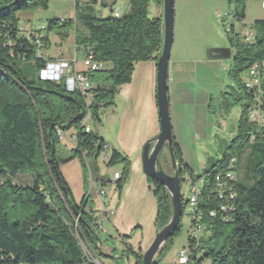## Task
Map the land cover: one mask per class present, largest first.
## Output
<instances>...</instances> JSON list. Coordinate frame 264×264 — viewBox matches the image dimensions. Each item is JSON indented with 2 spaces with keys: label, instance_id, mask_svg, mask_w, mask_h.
I'll return each mask as SVG.
<instances>
[{
  "label": "trees",
  "instance_id": "obj_1",
  "mask_svg": "<svg viewBox=\"0 0 264 264\" xmlns=\"http://www.w3.org/2000/svg\"><path fill=\"white\" fill-rule=\"evenodd\" d=\"M47 1L0 0V264H96L93 258L102 263L100 256L111 259L112 256L103 255L97 245L99 238L94 229L97 218L91 210L85 211L88 200L85 203L82 200L79 205L73 201L59 168L62 159L57 156L58 133L74 128L75 146L66 159L77 155L82 158L95 186L109 182V177L99 175L97 165L105 142L91 127L86 132L82 121L88 108L92 119L100 121L98 110L114 104L117 87L130 82L135 64L157 60L162 23L160 18L148 15L152 0H129L126 13L115 17L113 10L108 18L95 17L92 9L78 14L75 0L74 19L48 20L44 50L48 46L47 33L54 26L66 27L74 29L77 50L86 53L91 47L97 60L107 62L105 69L87 74L94 83L88 106L84 94L69 92L63 79L55 82L39 78L40 69L50 58L37 56L33 40L18 34L16 12L46 7ZM155 1L162 5V0ZM232 2L233 17L241 23L245 18L243 0H229V4ZM249 28L254 30L250 42L244 41L231 23L225 29L233 52L226 71L231 84L229 91L220 94V112L229 111L243 98L252 99V93L240 82L239 75L253 63L264 62V19H254ZM259 74L264 87V67ZM246 107L238 119V134L221 158L201 174L189 170L172 137L171 151L180 182L183 172L187 171L192 181L206 174L208 181L217 180L218 169L225 168L235 156L234 151L242 149L249 142L250 132H255V125L245 115ZM252 144L251 154H255L256 160L251 171L255 181L250 187L237 181L235 210L228 221L219 215L209 216L208 210L216 208V204L208 193V184L202 187L198 199L203 212L200 223L208 234L199 238L188 264H264V127ZM117 162L123 164L120 177L114 181L120 192L130 170V160L112 149L106 166ZM19 175L28 177L29 182H16ZM147 181L156 200L158 228L170 217V197L161 184L149 177ZM184 206L185 203L183 209ZM129 237L130 234L122 235L121 240ZM172 238L158 254V262ZM83 242L89 253L84 252ZM188 246H193L189 238ZM124 252L134 256V264H141L140 252L129 247H124Z\"/></svg>",
  "mask_w": 264,
  "mask_h": 264
},
{
  "label": "crops",
  "instance_id": "obj_2",
  "mask_svg": "<svg viewBox=\"0 0 264 264\" xmlns=\"http://www.w3.org/2000/svg\"><path fill=\"white\" fill-rule=\"evenodd\" d=\"M82 1L81 8L94 10L87 4V0ZM119 2L121 11L124 9L122 13H126L129 0H102L100 5L105 7L109 5L111 14L112 5ZM114 10L117 9L114 8ZM117 11L121 15V11L119 9ZM233 12V5L229 4V0L174 1L173 42L170 49L167 79L169 114L173 136L181 150L184 163L193 168V162L190 161V152H193V159H196L199 171H205L203 161L207 152L201 148L208 140L205 132L208 119L205 110H195L194 106L200 101L203 106L207 104L211 112V99L214 96L220 98L222 92L229 91L231 84L226 74L227 61L209 59L206 57L205 51L207 47H222L224 45L218 35L217 20L219 19H217V15L228 13L227 18L219 21L225 29H227L226 24L231 23L236 32V20L233 17ZM148 15L160 18L162 23V5L155 0L150 1ZM106 16L101 15V17ZM238 24L240 25V23ZM70 30L74 31V29ZM71 42L73 43V53L65 54L62 52V48L59 49L58 47L56 52L59 53L57 55L45 56L50 59H71L75 56L76 59V53H80L82 59L83 53L75 48L74 34ZM45 53L47 52L45 51ZM156 61L153 59L135 64L131 80L123 85V95L119 96L121 104L116 103L115 100L112 107L113 114L107 117L110 119L109 125H112V129L114 128V137L108 138V140L102 138L106 147L103 156L105 165L109 155L107 149L110 147L130 160V170L124 187V199L119 200L118 204L114 200L111 204L110 200L108 205L104 206L106 209L114 211L107 220L119 242L118 248L125 261L124 247H129L132 251L137 253L139 251L142 254L156 231V200L151 192V185L142 172L141 161V148L144 142L155 137L159 132L156 105ZM77 67L81 68L80 62H77ZM119 108H121L120 112ZM194 150L197 151V155H195ZM161 158L168 159L171 166L166 147L159 154V161L162 166ZM199 171L196 174L200 173ZM108 175L109 182H113L110 178L111 173ZM94 189L97 197V191L101 188L99 185L98 187L94 185ZM102 190L104 189L102 188ZM100 215V213H95L94 217L100 220L103 226V216ZM103 228L105 227L103 226ZM103 233L109 234L106 229ZM129 234L128 239L121 240L122 235ZM135 236L144 237L143 243H138L140 245L138 250L133 246ZM97 245L100 249L101 242L99 241ZM179 249L170 256H162L157 264H178L176 259ZM108 254H112V252ZM128 259L129 264H134L135 258L132 254L129 255Z\"/></svg>",
  "mask_w": 264,
  "mask_h": 264
},
{
  "label": "rangeland",
  "instance_id": "obj_3",
  "mask_svg": "<svg viewBox=\"0 0 264 264\" xmlns=\"http://www.w3.org/2000/svg\"><path fill=\"white\" fill-rule=\"evenodd\" d=\"M100 1L102 0H87V4L90 5L94 10L92 11V14L95 17H101L109 15V5L101 6ZM103 1H109V0H103ZM121 2V1H120ZM120 2L115 3L112 5L111 8L112 11L115 9H120ZM264 2V0H243L244 3V21L240 23V25L236 22V32L239 33L242 37L246 34L250 33L251 29L249 28L250 23L254 19H264V7L261 6V3ZM76 2L75 0H48L47 6L42 7L38 6L34 9H26V10H18L16 12V17L18 19V23L20 25H24L28 22L34 23L36 25L42 24L45 27L47 26L48 20L50 19H73L74 18V6ZM77 12L78 14L84 9L81 8L83 1L77 0ZM234 4L233 2L231 3ZM87 12V11H84ZM121 11V15L123 14ZM231 16V15H230ZM232 19V18H231ZM218 21L217 28L219 30L218 35L220 36V39H222L223 46L222 47H229L227 35L225 33V28L221 25L220 21ZM226 21V20H225ZM224 21V22H225ZM223 22V23H224ZM59 24V23H58ZM79 25V22H77ZM226 24V23H225ZM230 23H227V26ZM226 26V28H227ZM48 46L46 48L47 53L45 55L53 56L57 55L56 52L57 48H62V52H65L70 54L73 53V43L71 42V39L73 38L74 31L70 29H66V27H56L54 26L52 30H50L48 33ZM62 34H65V38H62ZM66 38H68L66 40ZM251 40V37H250ZM208 48V47H207ZM59 51V50H58ZM76 60L79 63L81 60L80 53H76ZM239 80L241 83L247 82L250 80V76L248 73V69L243 70L239 75ZM125 85V84H123ZM123 85H119L116 90V94L114 98V101L116 100V103L121 104V101L119 100V96L123 95L124 87ZM125 96V94H124ZM220 98L219 96H214L211 99V112L209 111L207 104L205 106L202 105L200 101L194 106L195 110H205V115L208 119V125L206 126V135H207V142L205 145H203L202 150L207 152L204 162V169H210L211 166L221 158L222 154L224 153L226 147L230 144L232 139L238 134V119L239 116L242 114V110L244 109V105L249 104V100L246 98H243L240 100L238 104L233 105L229 111L227 112H220L218 106H219ZM114 105V104H113ZM103 107L102 110L104 113L100 115V121L89 119L88 124L91 127V130L96 133L99 137L104 138L105 140H108V138L114 137V128L112 129V125H109L110 119H107L108 116H112V107ZM121 106V105H120ZM121 111V108H119V112ZM245 115L248 118V109L246 107ZM74 128H70L69 130L62 131V137L59 139L58 143V149H57V156L58 158L62 159L60 162L59 168L60 171L69 187L71 196L73 198L74 203L77 205L80 204L82 200H84V203L88 200L85 210H91L92 216L94 217L95 213H100L102 216L104 212V206L108 205V203L111 200H114L116 204L119 203V200H123L125 197L124 193V187L126 184V181L123 183V186L121 188V191L119 192L116 186L115 182H107L104 185L99 183L100 190L102 188L104 189V194L97 195L96 197V190L94 189V184H91L92 181L90 179V176L88 174L87 168L84 166V160L80 158L78 155L74 156L73 158L66 159L72 149L75 146V139H74ZM109 142V141H106ZM205 142V141H203ZM106 148V147H105ZM253 149V144L250 142L245 143L244 147L242 149H238L234 151L235 157L237 158L236 163V176L240 182H243L246 187H250L254 184L255 179L252 176V166L255 163L256 156L255 154H251V150ZM105 149L101 152V154L97 158V165L100 169L99 175L100 176H107L111 173V179L113 177L114 170H117L118 173H122L123 164L121 162L114 163L110 166H106L105 163H103V156L105 155L104 152ZM109 154L112 150V148L107 149ZM195 155H197V151L194 150ZM250 153V155H249ZM194 155L193 152H190V161L193 162V168H191L189 165L187 167L192 172L199 171L198 163L196 159H193ZM162 167L164 170L171 174V166L168 162V159L161 158ZM194 160V161H193ZM164 162V163H163ZM201 174L204 171H199ZM189 173L190 172H183L181 176V182H180V193L182 196L183 203L188 197V183H189ZM129 174V172H128ZM128 174L126 175V180L128 178ZM16 182L21 183H28L29 179L26 176L19 175L16 179ZM188 209L184 207L183 213L180 218V226L179 231L175 236H172L171 244L169 245V248L164 252V255H172L178 248L187 247L188 245V234L190 232V223L187 216ZM102 221V220H101ZM103 226L108 231L109 234L103 233V231L98 230L97 235L99 238V241L101 242V252L103 255L106 256H112L111 258H104L103 256H100V259L102 263L104 264H126V261L124 258H120V249L118 248L119 242L115 235L113 234L112 228L109 226V222L107 219H103L102 221ZM144 231V230H143ZM147 232V229H146ZM203 234V230L200 229L199 236ZM139 235V234H138ZM143 236H135V240H133V246L135 249L138 250L140 244L143 243ZM84 250V249H83ZM112 254H108L111 253ZM139 252V251H138ZM143 252V251H142ZM163 255V256H164ZM98 260V259H97ZM100 262V261H99ZM101 263V262H100ZM101 263V264H102ZM22 264V263H19ZM37 264H60L59 262H40Z\"/></svg>",
  "mask_w": 264,
  "mask_h": 264
},
{
  "label": "built area",
  "instance_id": "obj_4",
  "mask_svg": "<svg viewBox=\"0 0 264 264\" xmlns=\"http://www.w3.org/2000/svg\"><path fill=\"white\" fill-rule=\"evenodd\" d=\"M264 7V2L261 3ZM113 15L119 17L120 14L117 10H114ZM217 19L220 21L228 17V13L223 15H217ZM64 19H60L62 22ZM227 26V24H226ZM228 28V26H227ZM46 27L42 24L36 25L28 22L24 25L18 26V34L33 40L36 46V55L45 56L44 54V42L43 38L45 35ZM254 30L251 29L250 33L243 36L244 41L250 42L253 39ZM251 37V40H250ZM76 48V45H75ZM81 68L77 67V60L75 56L71 59H49L46 61L45 66L39 71V78L41 80L55 81L64 80V84H69V92L78 91L80 94H84L88 106L90 105L91 90L94 87V83L88 78V73L93 71H100L107 67V62L97 60L95 58L94 49L91 47L87 48V52L83 53L82 59L80 60ZM264 62H255L248 69L250 80L244 82V86H247L248 91L252 93V99L248 104V121L253 123L256 127L255 132H250L248 141L253 143L255 141L256 134L264 127V87L261 85L260 70L263 69ZM101 107L98 110V116L104 111ZM92 119L91 112L88 108L83 118L82 125L86 132L90 131V125L88 124L89 119ZM59 137H62V133H58ZM236 157L233 156L229 159L227 165L223 169H218L217 180L208 181V174L197 177L194 181L188 180V197L184 201L185 206L188 209V219L190 223V232L188 234L189 240L192 242V247H182L177 251L176 262L178 264H187L188 257L197 247L199 238L208 234L203 224L200 223L203 216L202 210L198 206V199L201 195L202 187L208 184V193L214 199L216 208L208 210L210 217L219 215L223 221L229 220V215H232L235 210V200L237 197V176H236ZM120 177L118 172L113 173L111 181H115ZM92 184V183H91ZM98 195L104 194L103 190H98ZM113 210H108L104 207L103 218L108 219L112 214ZM94 229L105 232L100 220L94 221ZM200 229L203 230V234L199 236ZM82 248L85 253H89V248L86 243L83 242ZM93 262L99 264L96 258H93Z\"/></svg>",
  "mask_w": 264,
  "mask_h": 264
},
{
  "label": "water",
  "instance_id": "obj_5",
  "mask_svg": "<svg viewBox=\"0 0 264 264\" xmlns=\"http://www.w3.org/2000/svg\"><path fill=\"white\" fill-rule=\"evenodd\" d=\"M174 1L162 0V44L156 61V105L159 132L155 137L146 140L141 148L142 172L146 177L155 180L166 189L170 197L171 214L164 225L156 228L151 242L141 254V264H157L158 254L162 251L167 240L174 235L183 213L180 178L171 151L173 131L167 93L168 64L173 42ZM205 52L209 59L228 61L232 57L230 47H208ZM164 147L169 152L171 174L167 173L160 165L159 154ZM124 256L126 264H129V255L124 252ZM119 257L122 258L123 255L120 254ZM97 261L101 264L99 260Z\"/></svg>",
  "mask_w": 264,
  "mask_h": 264
},
{
  "label": "bare ground",
  "instance_id": "obj_6",
  "mask_svg": "<svg viewBox=\"0 0 264 264\" xmlns=\"http://www.w3.org/2000/svg\"><path fill=\"white\" fill-rule=\"evenodd\" d=\"M66 85V89L69 90V84H65ZM247 88V86H245ZM215 177L217 178V175H215Z\"/></svg>",
  "mask_w": 264,
  "mask_h": 264
}]
</instances>
